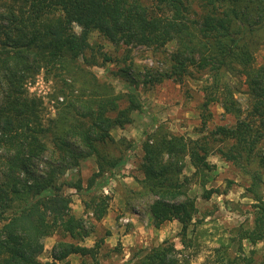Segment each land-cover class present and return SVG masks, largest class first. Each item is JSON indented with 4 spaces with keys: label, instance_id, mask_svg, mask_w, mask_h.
Here are the masks:
<instances>
[{
    "label": "trees",
    "instance_id": "obj_1",
    "mask_svg": "<svg viewBox=\"0 0 264 264\" xmlns=\"http://www.w3.org/2000/svg\"><path fill=\"white\" fill-rule=\"evenodd\" d=\"M93 31L114 47L162 53L172 43L174 49L163 57L162 72L147 67L142 72L127 51L124 65L112 72L126 83L116 91L90 70L98 65L88 43ZM262 49L264 0H0V264H56L69 256L97 264L110 235L100 236L96 225L108 208L102 190L135 147L124 137L115 140L112 131L130 125L141 110L139 86L165 80L182 85L189 79L202 81L198 111L204 127L212 105L233 122L195 139L157 126L140 143L139 190L133 193L149 200L155 228L180 225L185 247L190 227L199 223L196 200L188 195L191 178L199 175L205 183L214 168L208 157L218 155L246 179L253 212L249 224L232 228L228 243L215 249L214 263L264 264V249L245 254L243 248L264 243V55L255 63ZM97 52L102 65L117 61ZM40 72L52 82L53 117L27 90ZM89 158L95 170L84 184L78 171ZM186 162L194 170L191 177L183 174ZM72 170L76 178L68 174ZM218 192L203 189L201 198ZM72 195L81 198L90 219L73 214ZM92 235L94 244L83 245ZM52 236L58 237L53 261L41 262L44 241ZM128 264L179 260L164 241L137 251Z\"/></svg>",
    "mask_w": 264,
    "mask_h": 264
},
{
    "label": "rangeland",
    "instance_id": "obj_2",
    "mask_svg": "<svg viewBox=\"0 0 264 264\" xmlns=\"http://www.w3.org/2000/svg\"><path fill=\"white\" fill-rule=\"evenodd\" d=\"M74 31L79 33V27L74 26ZM88 43L94 49L93 55L98 62V65L91 67L90 70L97 77L108 79L115 86L116 91L124 89L126 83L115 78L112 72H116L120 66L124 65L122 59L127 51H129L130 60L142 72L144 67L162 72L165 69L163 57L174 49L172 43L167 45L162 53L143 47L123 45L114 47L96 31L90 33ZM97 50L110 54L118 62L102 65ZM263 55L264 49L256 54V65L262 62ZM201 84L200 80L189 79L182 85L165 80L153 87L139 86L141 110L132 114L130 125L123 130L112 131V137L115 140L124 137L134 143L135 147L126 165L102 190V193L109 198L108 208L105 217L96 225L101 227L100 236L104 231H108L110 235L104 239V245L97 256V264H128L137 251L147 250L164 241L174 246L179 264H215V249L220 243H228L232 235L231 229L251 222L253 201L244 190V186H247L246 179L241 177L234 166L223 161L218 155L208 157L209 163L214 168L205 174V183H202L199 175L191 178L188 195L196 200L198 209L196 218L199 223H196L194 228L190 227L189 242L185 247L180 242V225L173 221L155 228L146 209L149 200L136 198L133 193L139 190L136 180L140 175L135 168L137 158L141 155L140 143L157 126L165 125L173 134L195 139L207 134L208 130L215 125L233 122L231 117H223L218 105H212L209 108L212 116L205 127L202 125L198 111V106L202 102ZM27 90L30 95L43 100L47 108V116L53 117L56 101L51 97L53 94L51 80H46V76L40 72L28 81ZM57 101L61 102L62 98L58 97ZM93 170H95V164L92 158L81 162L78 172L84 184ZM75 172L72 170L68 174L76 178ZM193 172V168L186 162L183 174L191 177ZM203 189H217L219 192L213 194L209 200H203L201 198ZM67 192L73 194L72 190ZM71 210L73 214L82 216L85 220L91 218V213H85L81 198L77 195H72ZM57 240V236L45 239L44 250L39 257L41 262L53 261V246ZM94 240L95 237L92 235L82 244L90 247L94 244ZM243 248L245 254H248L251 249L261 252L264 249V243H258L252 247L243 243ZM80 263L81 259L78 256H69L63 261H56V264Z\"/></svg>",
    "mask_w": 264,
    "mask_h": 264
}]
</instances>
